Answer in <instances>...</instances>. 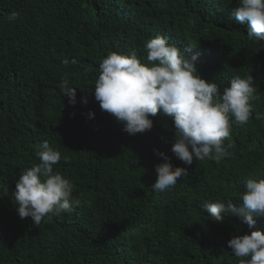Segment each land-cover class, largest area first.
Masks as SVG:
<instances>
[{
	"label": "trees",
	"instance_id": "trees-1",
	"mask_svg": "<svg viewBox=\"0 0 264 264\" xmlns=\"http://www.w3.org/2000/svg\"><path fill=\"white\" fill-rule=\"evenodd\" d=\"M235 6L237 0H0V264H238L228 240L264 231V217L254 216L249 229L225 213L213 222L204 208L227 198L242 203L245 179L264 176V41L247 38V26L230 16ZM13 11L18 18L10 22ZM157 35L190 49L189 56L198 53V73L221 93L236 75L254 78L252 117L232 125L225 141L231 155L219 164L178 160L173 123L162 112L151 117V130L128 134L89 90L108 53L135 49L146 62L144 44ZM65 76L77 88L74 105L58 87ZM44 141L60 151L56 168L79 204L36 225L19 217L12 193L20 173L39 163L35 146ZM157 152L188 169L163 192L150 187L164 162Z\"/></svg>",
	"mask_w": 264,
	"mask_h": 264
},
{
	"label": "clouds",
	"instance_id": "clouds-1",
	"mask_svg": "<svg viewBox=\"0 0 264 264\" xmlns=\"http://www.w3.org/2000/svg\"><path fill=\"white\" fill-rule=\"evenodd\" d=\"M230 16L247 26L249 40L264 41V0H237ZM17 18L15 11L7 17L10 22ZM144 49L146 62H142L135 49L112 51L102 58L94 89L89 88L101 110L112 115L130 135L151 130V117L162 112L173 123L171 152L185 165H191L194 159L219 164L229 157L233 146L225 141L230 138L232 125L250 120L252 102L258 98L253 76L236 75L221 93L214 79L206 81L198 73V53L189 56L190 49L170 44L164 35L148 39ZM62 62L69 65L68 59ZM76 63L75 59L71 61ZM58 87L70 104L77 102V88L70 86L66 76ZM82 102L87 104V98ZM94 115L88 113L89 118ZM35 154L39 163L20 173L12 199L21 219L30 216L39 225L45 217L72 211L79 200L73 198L72 182L56 168L62 158L60 151L44 141L35 146ZM157 155L164 162L155 166L157 179L150 187L154 192H163L175 187L181 177H187L188 169L174 166L163 152ZM240 201H209L204 208L213 222L222 223L221 214L225 213L238 218L249 229L254 228V216L264 217V176L245 179ZM227 244L238 264H264V231L236 234Z\"/></svg>",
	"mask_w": 264,
	"mask_h": 264
},
{
	"label": "bare ground",
	"instance_id": "bare-ground-1",
	"mask_svg": "<svg viewBox=\"0 0 264 264\" xmlns=\"http://www.w3.org/2000/svg\"><path fill=\"white\" fill-rule=\"evenodd\" d=\"M102 133V132H101ZM129 169V168H128ZM130 185V184H129Z\"/></svg>",
	"mask_w": 264,
	"mask_h": 264
}]
</instances>
